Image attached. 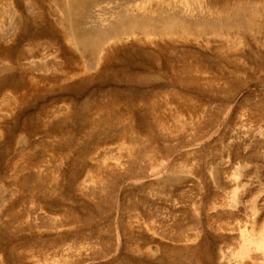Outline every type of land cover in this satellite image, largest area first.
Segmentation results:
<instances>
[{
  "label": "rangeland",
  "instance_id": "rangeland-1",
  "mask_svg": "<svg viewBox=\"0 0 264 264\" xmlns=\"http://www.w3.org/2000/svg\"><path fill=\"white\" fill-rule=\"evenodd\" d=\"M0 264H264V0H0Z\"/></svg>",
  "mask_w": 264,
  "mask_h": 264
},
{
  "label": "bare ground",
  "instance_id": "bare-ground-1",
  "mask_svg": "<svg viewBox=\"0 0 264 264\" xmlns=\"http://www.w3.org/2000/svg\"><path fill=\"white\" fill-rule=\"evenodd\" d=\"M65 4V3H64ZM71 4V3H70ZM95 4V3H94ZM167 30H168V32H171L172 30H171V26H168V28H167ZM81 43V42H80ZM91 43V42H90ZM86 44V43H85ZM88 44V43H87Z\"/></svg>",
  "mask_w": 264,
  "mask_h": 264
}]
</instances>
